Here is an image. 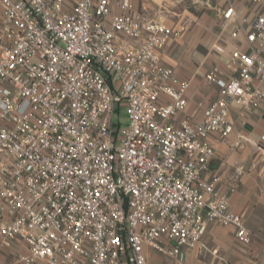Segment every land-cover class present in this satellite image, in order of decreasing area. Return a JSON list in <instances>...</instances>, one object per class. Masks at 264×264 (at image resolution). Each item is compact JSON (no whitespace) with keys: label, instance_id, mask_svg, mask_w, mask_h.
<instances>
[{"label":"built area","instance_id":"built-area-1","mask_svg":"<svg viewBox=\"0 0 264 264\" xmlns=\"http://www.w3.org/2000/svg\"><path fill=\"white\" fill-rule=\"evenodd\" d=\"M249 3L245 16L217 9L245 49L228 78L205 75L218 96L192 121L174 119L189 81L161 61L184 24L131 0H0V248L25 249L3 264H148L146 249H204L210 222L250 243L220 178L204 177L209 134L228 138L232 106L264 100V0Z\"/></svg>","mask_w":264,"mask_h":264},{"label":"crops","instance_id":"crops-1","mask_svg":"<svg viewBox=\"0 0 264 264\" xmlns=\"http://www.w3.org/2000/svg\"><path fill=\"white\" fill-rule=\"evenodd\" d=\"M131 2L136 11L145 16L162 14L168 25L186 26L180 38L166 43L161 61L174 69L177 81L190 83L186 91L187 105L174 119L188 116L192 121H199L203 108L218 96L216 85L209 83L205 75L215 69L228 78L232 74L227 67L230 52L245 49L242 36L234 40L228 37L230 29L220 32L217 9L233 3L236 11L245 16L251 12L249 0ZM214 44L223 47L224 53L215 51ZM262 86L264 88V83ZM229 118L233 131L228 138L222 140L215 133L208 136L214 156L208 162L204 177L220 178L217 187L228 195L231 210L241 216L250 230V243L242 244L232 227L210 222L202 236L204 249L182 247L175 255L146 249L148 264H264V140L261 139L264 136V100L259 107L248 110H241L234 104ZM236 162L244 168L239 175L235 173ZM10 249H6L4 255L25 252L19 242Z\"/></svg>","mask_w":264,"mask_h":264},{"label":"rangeland","instance_id":"rangeland-1","mask_svg":"<svg viewBox=\"0 0 264 264\" xmlns=\"http://www.w3.org/2000/svg\"><path fill=\"white\" fill-rule=\"evenodd\" d=\"M125 112H126L125 108L121 107V109L119 110V114H117V113L114 114V121L115 122H120L122 127L125 126V124H126V114H125ZM7 250H9V249H7ZM7 250L0 248V264L1 263L3 264L5 262L9 261L13 256H15L17 253H19V252L15 251V252H13V254L16 253L15 255L9 253L6 256V255H4V253H7Z\"/></svg>","mask_w":264,"mask_h":264}]
</instances>
